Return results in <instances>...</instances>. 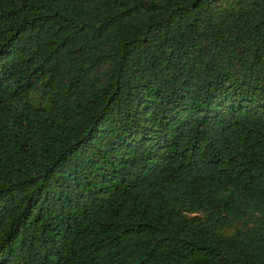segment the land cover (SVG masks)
<instances>
[{
	"label": "trees",
	"instance_id": "16d2710c",
	"mask_svg": "<svg viewBox=\"0 0 264 264\" xmlns=\"http://www.w3.org/2000/svg\"><path fill=\"white\" fill-rule=\"evenodd\" d=\"M0 264H264V0H0Z\"/></svg>",
	"mask_w": 264,
	"mask_h": 264
}]
</instances>
